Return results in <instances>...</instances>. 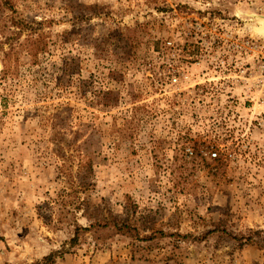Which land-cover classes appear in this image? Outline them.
Masks as SVG:
<instances>
[{
    "label": "rangeland",
    "instance_id": "rangeland-1",
    "mask_svg": "<svg viewBox=\"0 0 264 264\" xmlns=\"http://www.w3.org/2000/svg\"><path fill=\"white\" fill-rule=\"evenodd\" d=\"M253 15L264 0H0V264H264Z\"/></svg>",
    "mask_w": 264,
    "mask_h": 264
},
{
    "label": "trees",
    "instance_id": "trees-1",
    "mask_svg": "<svg viewBox=\"0 0 264 264\" xmlns=\"http://www.w3.org/2000/svg\"><path fill=\"white\" fill-rule=\"evenodd\" d=\"M115 228H116V232H119L121 235H124V234L126 235V234L130 233L131 231H133V228L126 225V224H122L120 226H115ZM81 230L87 231V229H81ZM148 239H150V237Z\"/></svg>",
    "mask_w": 264,
    "mask_h": 264
},
{
    "label": "built area",
    "instance_id": "built-area-1",
    "mask_svg": "<svg viewBox=\"0 0 264 264\" xmlns=\"http://www.w3.org/2000/svg\"><path fill=\"white\" fill-rule=\"evenodd\" d=\"M261 50H262L260 52L261 60L264 61V40H263L262 45H261ZM178 81H179V78H177V76L172 77V83H177ZM211 157L217 158V153L216 152L211 153Z\"/></svg>",
    "mask_w": 264,
    "mask_h": 264
},
{
    "label": "bare ground",
    "instance_id": "bare-ground-1",
    "mask_svg": "<svg viewBox=\"0 0 264 264\" xmlns=\"http://www.w3.org/2000/svg\"><path fill=\"white\" fill-rule=\"evenodd\" d=\"M252 20L259 21L261 24V27L259 29L260 34L264 37V16L262 15H253L251 16Z\"/></svg>",
    "mask_w": 264,
    "mask_h": 264
}]
</instances>
